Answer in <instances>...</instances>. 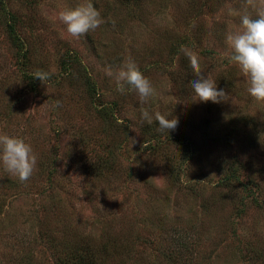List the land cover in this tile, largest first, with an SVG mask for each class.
<instances>
[{"label": "rangeland", "instance_id": "374dc122", "mask_svg": "<svg viewBox=\"0 0 264 264\" xmlns=\"http://www.w3.org/2000/svg\"><path fill=\"white\" fill-rule=\"evenodd\" d=\"M88 2L104 23L74 38L59 12ZM243 3L0 0V135L37 156L26 182L0 163V264H54L63 244L116 239L133 248L125 264H165L179 236L191 264H264V102L225 55ZM181 46L228 103L194 98ZM128 58L155 89L143 107L178 118L175 130L143 121L137 93L105 74Z\"/></svg>", "mask_w": 264, "mask_h": 264}, {"label": "clouds", "instance_id": "9594fccd", "mask_svg": "<svg viewBox=\"0 0 264 264\" xmlns=\"http://www.w3.org/2000/svg\"><path fill=\"white\" fill-rule=\"evenodd\" d=\"M229 15L238 16L240 23L235 30L230 29L226 33L225 43L229 51L225 55L231 64L238 67L253 101L264 102V0H244L242 10L230 8ZM59 20L66 32L74 38L95 31L104 23L100 12L90 2L60 11ZM180 51L188 58L196 76L190 85L194 98L204 103H228L229 94L218 89L216 81L210 75L201 72L198 55L185 46H181ZM104 71L115 80L118 92L123 94L127 86V90L137 93L143 121L151 125L155 119L161 131L169 132L177 128L178 118L169 119L160 111L153 114L143 107L156 93L151 81L131 58L125 59L115 70L109 65ZM33 78L45 84L50 79V73L37 70L33 73ZM60 103L61 101H56L57 106ZM0 163L8 173L17 176L21 182H26L36 168L37 156L24 138L3 134L0 135Z\"/></svg>", "mask_w": 264, "mask_h": 264}, {"label": "trees", "instance_id": "16d2710c", "mask_svg": "<svg viewBox=\"0 0 264 264\" xmlns=\"http://www.w3.org/2000/svg\"><path fill=\"white\" fill-rule=\"evenodd\" d=\"M130 2L133 0H119ZM169 249H164L162 261L165 264H191L193 263L194 244L187 243L186 237L178 239L171 238ZM130 242L125 241L124 244L119 241H107L102 246H94V243L84 241L80 244L70 246L63 244L62 250L53 253L54 264H125L123 257L129 259L132 254ZM126 255H129L128 257Z\"/></svg>", "mask_w": 264, "mask_h": 264}]
</instances>
